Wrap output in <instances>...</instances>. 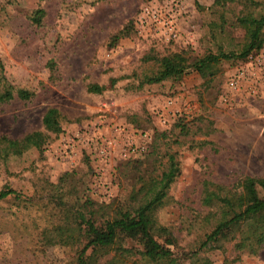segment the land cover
<instances>
[{"label": "rangeland", "instance_id": "rangeland-1", "mask_svg": "<svg viewBox=\"0 0 264 264\" xmlns=\"http://www.w3.org/2000/svg\"><path fill=\"white\" fill-rule=\"evenodd\" d=\"M40 8L46 16L37 26L31 17ZM242 10L222 9L215 0H0V84L34 94L0 105V134L14 139L43 131L49 108L65 116L63 132L43 155L32 148L0 165V192L20 194L0 200V264L71 261L74 246H48L39 235L59 218L55 201L90 200L99 208L129 197L134 181L120 173L125 162L145 159L155 135L170 132L180 119L188 134L177 130L159 144L160 155L178 154L181 173L153 232L163 241L167 227L179 256L198 246L205 226L197 217L208 211L203 182L231 186L247 175L264 176V48L244 63L139 86L153 67L151 56L187 51L197 58L217 42L241 43L243 32L233 24ZM221 13L223 34L216 26ZM127 22L136 33L110 45ZM240 75L237 88H230ZM90 85L104 89L90 93ZM260 233L244 238L241 247L230 241L200 256L210 264H264V244L255 242Z\"/></svg>", "mask_w": 264, "mask_h": 264}, {"label": "trees", "instance_id": "trees-1", "mask_svg": "<svg viewBox=\"0 0 264 264\" xmlns=\"http://www.w3.org/2000/svg\"><path fill=\"white\" fill-rule=\"evenodd\" d=\"M241 5L243 10L235 15L233 25L241 29L243 39L239 44L225 47L216 43L197 58L187 51L172 52L163 56H151L149 73L142 76L139 89L145 85L162 83L167 80L180 81L191 73L201 72L206 67L221 63L237 65L264 48V0H215V6L222 9ZM46 16L43 9L34 12L31 19L40 26ZM221 23L216 26L225 33L227 19L220 14ZM214 32V31H213ZM136 33L134 23L127 22L110 38V45ZM212 38L217 41L218 35ZM104 88L90 85L88 91L101 94ZM33 92L9 83L0 84V105L15 98L31 99ZM65 116L56 108H49L43 116V131H33L21 137L10 138L0 134V165L23 156L35 148L41 155L52 137L63 132ZM179 130L180 135L188 134V125L180 119L170 132L155 135L153 150L145 159L126 161L120 171L134 181L129 197L113 199L108 204L95 208L88 200L69 202L62 197L55 202L59 218L40 232L45 245H71L75 247L74 257L63 264H210L207 256H200L202 250L223 248L226 242L236 241L241 247L244 238L261 231L255 240L256 247L264 244V176L247 175L231 186L203 182L202 205L208 211L197 217L205 226L198 246L188 252L179 253L178 241L167 227L162 228L165 238L159 240L153 232L157 224V212L170 202L169 190L172 182L181 173L178 154L165 152L160 155L159 144ZM165 159V161H164ZM20 197L15 190L0 192V200ZM254 247V248H256Z\"/></svg>", "mask_w": 264, "mask_h": 264}, {"label": "built area", "instance_id": "built-area-1", "mask_svg": "<svg viewBox=\"0 0 264 264\" xmlns=\"http://www.w3.org/2000/svg\"><path fill=\"white\" fill-rule=\"evenodd\" d=\"M262 56L264 57V55L262 54ZM245 71H243V72H241V73H244ZM244 75H240L239 77H237V78H233V79H231L230 81H229V87L230 88H232V89H234V88H237V86H238V83H239V79H242V77H243Z\"/></svg>", "mask_w": 264, "mask_h": 264}]
</instances>
